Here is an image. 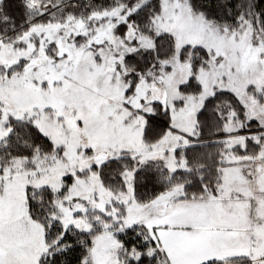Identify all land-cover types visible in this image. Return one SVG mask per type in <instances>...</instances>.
<instances>
[{
  "label": "snow or ice",
  "instance_id": "6c2138e0",
  "mask_svg": "<svg viewBox=\"0 0 264 264\" xmlns=\"http://www.w3.org/2000/svg\"><path fill=\"white\" fill-rule=\"evenodd\" d=\"M0 264H264V0H0Z\"/></svg>",
  "mask_w": 264,
  "mask_h": 264
}]
</instances>
